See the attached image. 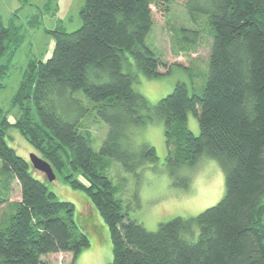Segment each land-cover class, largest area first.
Returning a JSON list of instances; mask_svg holds the SVG:
<instances>
[{"label":"trees","instance_id":"obj_1","mask_svg":"<svg viewBox=\"0 0 264 264\" xmlns=\"http://www.w3.org/2000/svg\"><path fill=\"white\" fill-rule=\"evenodd\" d=\"M174 1L84 0L77 29L48 30L51 54L29 59L12 95L18 116L10 122L0 108V264H43L44 255L60 252L71 253L74 264L89 245L74 204L58 199L7 143L11 126L56 176L87 192L110 231V264H264V0H184L190 25L173 31L170 49L190 56L208 44L204 85L190 92L178 81L151 105L134 88L137 73L123 69L125 54L147 77L168 72L146 38L155 14ZM22 37L0 18V89ZM189 113L198 119L197 135L187 128ZM90 115L107 125L98 151L85 124ZM154 118L164 122L171 172L207 155L224 170L225 192L192 217L148 230L122 213L107 169L110 159L129 172L157 161L155 148L132 135L134 125ZM17 185L19 198L11 199Z\"/></svg>","mask_w":264,"mask_h":264},{"label":"rangeland","instance_id":"obj_2","mask_svg":"<svg viewBox=\"0 0 264 264\" xmlns=\"http://www.w3.org/2000/svg\"><path fill=\"white\" fill-rule=\"evenodd\" d=\"M183 2L184 0L172 2L170 10L164 15L156 13L155 24L146 38L147 44L170 65L167 73L147 77L136 69L131 55L125 54L123 69L137 73L134 88L151 105L171 92L178 81L185 82L190 92L204 85L208 44L203 42L190 56H174L170 49L169 40L173 31L190 25ZM83 5L84 0H0L3 25L17 27L23 36L12 58L8 75L4 78V87L0 89V108L7 112L10 122L19 114L18 109L11 106V98L29 59H46L51 54L54 38L48 30L56 27L67 31L77 29L82 23L80 9ZM34 15H37V19L31 25L29 20ZM176 62L190 67L174 64ZM160 69L164 71L163 67ZM84 101L92 108L93 102L85 97ZM86 120L90 122L85 121V124L92 132L93 148L98 151L106 136L107 125L92 115ZM186 125L193 134H199L198 119L192 113L188 114ZM132 135L136 144L152 145L158 159L156 162H147L135 172L126 171L119 161L110 159L107 175L115 187V196L122 201V213L126 218L136 219L146 229L155 230L159 222L176 216L192 217L222 198L225 192L224 170L216 159L201 155L191 166H179L172 172L167 167L162 119L154 118L134 125ZM6 141L24 158H29L31 153L39 155L13 126L7 130ZM32 171L35 176L45 180L58 199L74 204V221L89 238V245L82 249L74 264H110V231L87 192L82 188H73L59 173L54 180H48L43 172L33 168ZM78 178L85 182L82 176L79 175ZM12 190L11 199H18V185ZM2 211L0 209V217ZM71 261L72 254L69 252L43 256V264H70Z\"/></svg>","mask_w":264,"mask_h":264},{"label":"water","instance_id":"obj_3","mask_svg":"<svg viewBox=\"0 0 264 264\" xmlns=\"http://www.w3.org/2000/svg\"><path fill=\"white\" fill-rule=\"evenodd\" d=\"M29 161L31 162L33 168L43 172L48 180H54L56 178V174L50 164L37 154L31 153Z\"/></svg>","mask_w":264,"mask_h":264}]
</instances>
